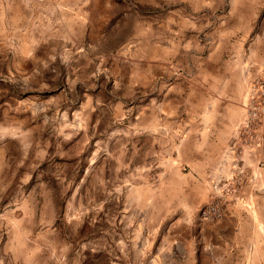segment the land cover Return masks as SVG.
<instances>
[{
	"label": "rangeland",
	"instance_id": "rangeland-1",
	"mask_svg": "<svg viewBox=\"0 0 264 264\" xmlns=\"http://www.w3.org/2000/svg\"><path fill=\"white\" fill-rule=\"evenodd\" d=\"M249 1L0 0V264H183L172 250L199 222L212 257L264 264V12L238 27ZM208 56L233 61L244 115L199 221L173 220L172 112ZM246 159L262 168L248 188ZM211 201L220 221L200 215Z\"/></svg>",
	"mask_w": 264,
	"mask_h": 264
},
{
	"label": "crops",
	"instance_id": "crops-1",
	"mask_svg": "<svg viewBox=\"0 0 264 264\" xmlns=\"http://www.w3.org/2000/svg\"><path fill=\"white\" fill-rule=\"evenodd\" d=\"M249 2L244 3L237 26L253 32L259 28V19L255 16H262L264 0ZM254 33L259 36L257 31ZM207 59L210 56L196 60H200L198 64L203 65L196 68V74L187 84L185 96L188 100L176 102L178 104L174 102L177 107L173 115L179 112L184 113L185 117L179 121L174 119L171 125L172 147L164 155V161H170L175 166L174 169L170 168L172 175L176 176L170 179L169 185L174 190L170 207V211L176 214L173 220L199 221L198 208L209 197L206 176L227 171L226 167L231 163V146L235 144V127L244 115L246 87L241 76H236L237 72L231 69L233 61L218 58L217 65H211ZM246 163L245 187L248 188L256 180L252 174L260 172L262 168L253 159H246ZM233 217L238 218L237 215ZM210 226L199 222L192 229L193 235L189 231L190 243L179 249L174 247L173 253H182L183 264H223L222 258L212 257L213 253L218 252V245L199 244L201 240L193 243L196 236L208 237L209 232L203 227ZM211 229L209 237L216 238L219 235L218 229ZM230 249L234 252L244 251L239 245H232ZM238 261L232 264H240Z\"/></svg>",
	"mask_w": 264,
	"mask_h": 264
},
{
	"label": "built area",
	"instance_id": "built-area-1",
	"mask_svg": "<svg viewBox=\"0 0 264 264\" xmlns=\"http://www.w3.org/2000/svg\"><path fill=\"white\" fill-rule=\"evenodd\" d=\"M260 93L262 98H264V90H261ZM254 102L255 101H252L251 103V106L249 108V118L245 124V129L248 132V135H250V138L254 137L251 130L253 128L255 120L259 119L261 111L263 110L260 109L259 105L254 104ZM200 215L203 219L217 222L222 219L223 209L218 201H211L200 211Z\"/></svg>",
	"mask_w": 264,
	"mask_h": 264
},
{
	"label": "trees",
	"instance_id": "trees-1",
	"mask_svg": "<svg viewBox=\"0 0 264 264\" xmlns=\"http://www.w3.org/2000/svg\"><path fill=\"white\" fill-rule=\"evenodd\" d=\"M55 197H58L57 195Z\"/></svg>",
	"mask_w": 264,
	"mask_h": 264
}]
</instances>
